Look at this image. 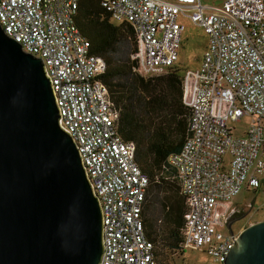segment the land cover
Here are the masks:
<instances>
[{"label": "built area", "instance_id": "2783aa9c", "mask_svg": "<svg viewBox=\"0 0 264 264\" xmlns=\"http://www.w3.org/2000/svg\"><path fill=\"white\" fill-rule=\"evenodd\" d=\"M86 0H0V24L23 50L40 58L50 80L61 128L71 136L102 207L101 264H157L145 232L148 177L136 144L119 134L120 111L101 77L105 61L92 53L76 19ZM115 25L133 27L134 71L165 77L181 63L185 21L201 28L208 48L197 69L179 75L191 109L190 135L169 157L186 199V251L219 264L246 229L229 228L235 207L253 211L264 200V0H91ZM251 119L236 136V125ZM252 195L251 204L236 198ZM234 238V239H233Z\"/></svg>", "mask_w": 264, "mask_h": 264}, {"label": "water", "instance_id": "95a60500", "mask_svg": "<svg viewBox=\"0 0 264 264\" xmlns=\"http://www.w3.org/2000/svg\"><path fill=\"white\" fill-rule=\"evenodd\" d=\"M103 240L100 200L45 65L0 24V264H101ZM224 264H264V221L241 232Z\"/></svg>", "mask_w": 264, "mask_h": 264}, {"label": "trees", "instance_id": "16d2710c", "mask_svg": "<svg viewBox=\"0 0 264 264\" xmlns=\"http://www.w3.org/2000/svg\"><path fill=\"white\" fill-rule=\"evenodd\" d=\"M76 22L90 41L92 53L107 65L101 79L121 114L119 134L136 144V161L149 180L143 210L145 232L155 244L157 264H167L169 251H185L188 207L177 172L168 161L190 135L191 109L184 101L179 78L184 67L178 65L165 77L138 75L133 27L113 24L99 2L83 1Z\"/></svg>", "mask_w": 264, "mask_h": 264}, {"label": "rangeland", "instance_id": "374dc122", "mask_svg": "<svg viewBox=\"0 0 264 264\" xmlns=\"http://www.w3.org/2000/svg\"><path fill=\"white\" fill-rule=\"evenodd\" d=\"M203 4L207 6L220 5L218 0H203ZM186 31L184 33L183 49L181 51V65L188 69H197L201 65L202 58L204 57L208 48V39L205 32L195 26L189 21L184 22ZM251 119L244 118L243 121L236 125V136H242L250 127ZM252 195L248 192H242L237 198L238 203L247 205L252 202ZM249 210V209H248ZM264 221V200H258L249 216L237 224L236 229L241 230L243 227L247 228L255 223ZM167 264H219L214 261L207 252L201 250L186 251H169Z\"/></svg>", "mask_w": 264, "mask_h": 264}, {"label": "flooded vegetation", "instance_id": "af4514ba", "mask_svg": "<svg viewBox=\"0 0 264 264\" xmlns=\"http://www.w3.org/2000/svg\"><path fill=\"white\" fill-rule=\"evenodd\" d=\"M249 214V210L243 207H235L228 220V224L232 226V230H237L236 225L244 221Z\"/></svg>", "mask_w": 264, "mask_h": 264}]
</instances>
